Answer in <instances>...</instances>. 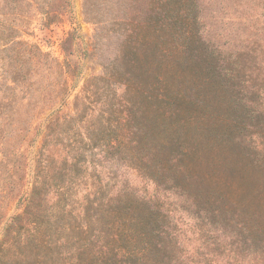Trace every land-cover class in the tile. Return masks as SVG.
I'll return each instance as SVG.
<instances>
[{"label": "trees", "instance_id": "obj_1", "mask_svg": "<svg viewBox=\"0 0 264 264\" xmlns=\"http://www.w3.org/2000/svg\"><path fill=\"white\" fill-rule=\"evenodd\" d=\"M2 1L15 6L20 0ZM148 8L121 36L114 61L103 64L101 75L87 79L76 94L84 71L76 56L64 47L63 61L52 60L15 36L18 25L0 22V126L7 127H0V264H175L170 258L175 236L158 202L129 185L97 182L81 188L84 194L69 203L62 184L92 160L96 169L104 162L122 164L154 185L173 184L185 193L191 168L184 159L190 149L174 134L194 119L181 110L188 96L173 80L186 58H200L210 79L217 71L216 57L198 27L196 0H153ZM151 47L158 68L153 92L144 89L136 61L139 50ZM22 65L27 73H21ZM258 75L256 81L263 84L264 75ZM73 94V112L65 114L62 108ZM152 96L166 124L156 143L148 142L147 126L138 121L141 98ZM49 98L58 100L43 109ZM254 118L264 120V112ZM77 130L78 138L63 146L62 135ZM170 146L172 153L159 155ZM224 205L223 216L240 212L242 234L262 235L255 210L245 220L244 203L229 196ZM254 251L255 262L264 261V247Z\"/></svg>", "mask_w": 264, "mask_h": 264}, {"label": "rangeland", "instance_id": "obj_2", "mask_svg": "<svg viewBox=\"0 0 264 264\" xmlns=\"http://www.w3.org/2000/svg\"><path fill=\"white\" fill-rule=\"evenodd\" d=\"M196 4L198 27L215 54L217 71L207 79L202 60L186 58L177 67L173 80L189 101L178 106L194 119L186 129L178 128L174 134L190 149L184 159L191 168L190 177L183 182L185 193L173 184L154 185L122 164L110 166L104 162L96 169L92 160L62 184L67 188L69 203L84 194L81 188L97 182L129 185L139 195L158 202L175 236L176 249L170 256L175 264H264L254 258V250L264 247V207L259 206L264 203V120L254 118L256 112H264V83L256 81L258 74L264 75V0H196ZM151 5L153 0H20L14 6L0 0V22L10 27L18 25L21 31L15 36L52 60L63 61L64 47L76 56L84 66L76 94L87 79L101 75L103 64L114 61L121 36L130 23L142 20L140 11L149 10ZM15 14L20 20L11 19ZM136 61L142 70L144 89L155 91L158 68L154 49L139 50ZM19 69L21 73L29 71L27 65ZM219 71L227 76L228 84H223ZM74 94L63 106V113L73 112ZM57 100L49 98L43 109L51 108ZM138 107V121L147 126L148 142L162 140L166 124L160 118L156 99L141 98ZM172 122L178 123L177 116ZM0 127L7 130L3 124ZM79 134L80 130L63 134V146ZM174 150L170 146L158 153L165 157ZM229 196L248 206L241 213L245 220L248 214L257 212L254 222L262 233L259 238L240 232V212L221 214ZM225 217L231 221L226 222ZM257 239L260 243L255 242Z\"/></svg>", "mask_w": 264, "mask_h": 264}]
</instances>
